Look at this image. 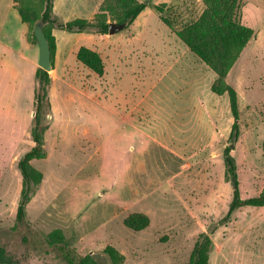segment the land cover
Returning a JSON list of instances; mask_svg holds the SVG:
<instances>
[{
    "label": "rangeland",
    "instance_id": "374dc122",
    "mask_svg": "<svg viewBox=\"0 0 264 264\" xmlns=\"http://www.w3.org/2000/svg\"><path fill=\"white\" fill-rule=\"evenodd\" d=\"M140 2L147 9L112 35L46 30L55 55L39 127L45 156L31 161L43 179L22 226L18 161L34 145L39 49L15 3L0 0V252L11 264H111L107 247L118 264H188L203 235L208 264H264V206L221 222L232 198L227 146L240 198L264 191V0H239V22L254 37L220 83L237 96L235 141L227 92L212 90L216 72L179 36L202 22V0H55L54 13L118 23ZM80 47L99 54L103 75L77 60ZM133 213L149 225L127 228ZM54 230L65 245L47 243Z\"/></svg>",
    "mask_w": 264,
    "mask_h": 264
},
{
    "label": "trees",
    "instance_id": "16d2710c",
    "mask_svg": "<svg viewBox=\"0 0 264 264\" xmlns=\"http://www.w3.org/2000/svg\"><path fill=\"white\" fill-rule=\"evenodd\" d=\"M206 11L203 13V19L200 23H195L185 33L179 36L187 43L189 48L201 60L209 64L217 74L216 84L212 87L215 93L221 92V81L225 78L226 72L231 64L235 62L246 45L254 37L252 30L242 26L239 22V0H202ZM14 9L17 11L20 21L27 25V36L31 34L29 42H36L33 27L40 23L47 39L51 65L55 55V43L53 37H49L46 30H61L73 34L97 33L107 34L109 23L92 24L86 19L76 18L71 21H62L54 13V0H14ZM147 2H140L125 8L122 12V18L118 24L128 26L147 8ZM193 36L195 37L193 39ZM217 44L219 46L217 47ZM77 60L95 74L103 75V62L99 54L85 47H80L76 54ZM36 86L33 94L34 104V126L31 130L33 147L27 151L18 161V170L21 174L22 188L16 209L17 225H28L26 219V206L31 199L34 188L40 184L43 179L41 172L36 170L31 161L42 159L45 156L43 145V132L45 128H39L42 124V112L46 107L48 109V87L50 84L49 74L37 69L35 73ZM225 90L229 97L230 112L233 118V124L229 138L236 140L239 135L238 127V108L237 96L233 88L228 87ZM231 148L227 146L224 150L223 159L227 179L232 186V198L225 217L221 222H226L230 216L242 207H262L264 206V191L255 197L241 199L238 190V177L236 173V163L230 154ZM27 223V224H26ZM124 225L134 231H141L149 225L147 216L141 213L129 215ZM49 245H65L66 240L58 230L51 231L45 237ZM212 249V243L208 235H203L194 245L191 252V258L188 264H208L209 252ZM105 253L111 260V264H118L122 259L120 255L111 247H107ZM0 263H9L0 252Z\"/></svg>",
    "mask_w": 264,
    "mask_h": 264
},
{
    "label": "water",
    "instance_id": "95a60500",
    "mask_svg": "<svg viewBox=\"0 0 264 264\" xmlns=\"http://www.w3.org/2000/svg\"><path fill=\"white\" fill-rule=\"evenodd\" d=\"M125 28V24H118V23H109L108 24V34L112 35L115 33L120 32ZM34 35L36 37L39 49V59H38V66L40 69L44 71L51 70V59H50V51L47 39L41 29V25L37 24L34 28Z\"/></svg>",
    "mask_w": 264,
    "mask_h": 264
},
{
    "label": "crops",
    "instance_id": "0c3cea01",
    "mask_svg": "<svg viewBox=\"0 0 264 264\" xmlns=\"http://www.w3.org/2000/svg\"><path fill=\"white\" fill-rule=\"evenodd\" d=\"M14 0H11V6H12V3H13V5H14V2H13ZM13 7V6H12ZM14 8V7H13ZM54 8H55V0H54ZM147 9V8H146ZM85 10H86V8H85ZM84 12V11H83ZM86 12V11H85ZM88 18H90V16H87V19ZM82 19H84V18H82Z\"/></svg>",
    "mask_w": 264,
    "mask_h": 264
}]
</instances>
